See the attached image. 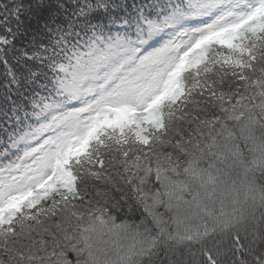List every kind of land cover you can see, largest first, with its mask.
Here are the masks:
<instances>
[{
    "label": "snow or ice",
    "instance_id": "1",
    "mask_svg": "<svg viewBox=\"0 0 264 264\" xmlns=\"http://www.w3.org/2000/svg\"><path fill=\"white\" fill-rule=\"evenodd\" d=\"M0 264H264V0H0Z\"/></svg>",
    "mask_w": 264,
    "mask_h": 264
}]
</instances>
